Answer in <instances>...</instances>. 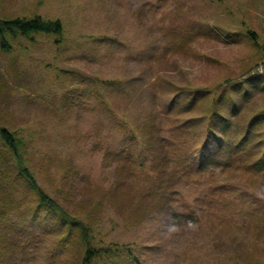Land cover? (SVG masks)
Returning <instances> with one entry per match:
<instances>
[{
	"label": "rangeland",
	"instance_id": "374dc122",
	"mask_svg": "<svg viewBox=\"0 0 264 264\" xmlns=\"http://www.w3.org/2000/svg\"><path fill=\"white\" fill-rule=\"evenodd\" d=\"M36 15L60 19L61 37L8 35L10 50L0 37V184L16 190L11 202L34 209L41 189L90 227L93 244L129 247L120 264H264V175L218 166L190 175L172 203L178 214L149 208L132 196L148 183L142 178L131 194L116 188L117 163L104 158L106 149L132 143L148 165L151 156L128 134L135 122L154 116L168 137L188 116L164 120L144 99L138 111L119 94L103 95L106 81L151 85L159 77L166 88L178 80L176 88H205L212 97L244 82L249 95L237 88L228 101H241L245 120L264 112V90L254 87L264 85V0H0L1 18ZM172 31L191 38L181 45ZM222 110L232 116L229 102ZM191 128L180 138L196 140ZM51 220L33 264H54L46 257L60 245L66 250L55 264H80L81 231L68 242L70 228Z\"/></svg>",
	"mask_w": 264,
	"mask_h": 264
},
{
	"label": "trees",
	"instance_id": "16d2710c",
	"mask_svg": "<svg viewBox=\"0 0 264 264\" xmlns=\"http://www.w3.org/2000/svg\"><path fill=\"white\" fill-rule=\"evenodd\" d=\"M63 31L64 25L60 19L45 20L40 15L13 19L0 17L1 48L5 50H10L11 47V43L6 39L8 35L15 38L18 35L45 33L61 37ZM171 34L172 40L180 42L181 45L191 36L188 31L186 33L172 31ZM105 83L107 87L103 95L105 98L109 95L112 101H116L115 98L119 94L139 111L141 108L139 104L144 99L145 103H149L144 107L155 108L164 120L168 117L176 118L179 114L188 116L181 124L169 126L171 129L168 137L162 134L168 127L158 124L154 116H150L145 123L135 122V126L131 125L133 128L130 129L129 136L135 139L137 135L141 152L151 156L148 165L141 155L137 156L134 153L132 143L120 149H106L104 158L110 163H117V166H114L118 176L116 188L130 193L134 188L132 184H135L133 180L142 178L148 183L144 184V188H138L132 196L144 202L149 208L171 209L178 214L172 203L178 196V201L180 200L182 189L189 184L190 175L207 173L218 166L221 170H244L264 175V112L245 120L244 108L240 106L241 101H228L227 97V92H235L239 88L241 97L246 98L249 89L241 88L244 82L231 85L217 97H212L211 91L205 88L192 89L184 86L176 88L178 80L172 86L168 81L169 87L166 88L159 77L151 85H146L145 82L135 84L129 80ZM117 86L120 88H116ZM259 86L264 90V85H260L259 82L254 85L256 88ZM210 96L209 107L204 110ZM180 97L186 101L180 103ZM227 102L230 104V113L233 117H228L222 110ZM117 106L122 108L123 105ZM112 108L118 109L115 105ZM113 109L110 112H114ZM193 112L195 114H192ZM135 116L136 112L134 120ZM191 126V132H195L193 134L196 140L185 141V137L180 138L179 134H183L184 129L190 134ZM1 134L5 137L6 143L14 146V134L9 129L2 128ZM5 175L6 173H0V179L4 180ZM14 193L16 190L8 192L0 184V264H33L40 254L39 247L43 235L51 233V219L58 221L62 228H70L68 242L75 236L76 230L81 231L76 243L81 252L80 264H93L94 261L103 264L102 262L109 257L107 264H120L121 252L128 250L132 253L125 245L93 244L94 237L91 235L90 227L81 222L78 225L76 220L69 218L67 212L41 189L34 209L24 208L23 202L19 199L17 202L15 200L11 202ZM149 200L154 201L155 206H150ZM263 208L254 209V212H257L256 217L259 216L258 211ZM41 209L47 213L43 215ZM186 214L195 216L194 211ZM186 214L183 216L187 217ZM54 249L55 252L50 253L49 258L46 255V258L48 262L55 264L57 258L66 250V246L60 245L57 249L54 246Z\"/></svg>",
	"mask_w": 264,
	"mask_h": 264
}]
</instances>
